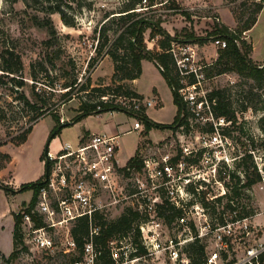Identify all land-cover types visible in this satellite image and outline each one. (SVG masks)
I'll use <instances>...</instances> for the list:
<instances>
[{
    "label": "rangeland",
    "instance_id": "obj_1",
    "mask_svg": "<svg viewBox=\"0 0 264 264\" xmlns=\"http://www.w3.org/2000/svg\"><path fill=\"white\" fill-rule=\"evenodd\" d=\"M125 1L62 0V9L68 20L74 23L68 25L60 13L50 14L47 11V3L44 0H29V3L23 0L16 2L0 0V52L6 47L14 48L24 64L20 78L25 80L20 90H17L18 87L13 90L6 78H0V150L11 155L6 167L0 170V181L12 188L10 194H6L0 188V246L4 251L12 246L14 225L12 216L14 213L20 214L21 210L30 205L33 194L32 190L13 191H17L23 183L40 179L46 173V157L41 156L58 123L53 114H47L48 111L56 108L61 121L70 122L79 112L82 101L127 100L125 88L120 89V93L115 96L113 92L117 84H125L124 82L129 84L131 81L115 83L112 57L106 52L99 55L95 51L98 33L105 22L106 15L111 12H115L113 15H120ZM166 1L154 0L155 4L151 6L149 5L151 0H142V4H138L136 10L150 19L160 18L171 35L187 37L192 33L198 37H207L202 44L172 43V47L175 44V53L178 58L187 55L189 57L184 67L187 71L179 70V73L184 84L183 94L188 98L194 97L189 104L190 110L194 112L190 118V129L187 130L181 126L177 129L151 128L147 131L144 120L125 111H114L113 114L104 111L100 115L90 117V121L94 129L104 120L119 123L120 145L124 154L120 158L121 164L125 162V159L134 156L137 149L144 160L161 161L167 154L172 160L178 157L174 162L181 161L185 169L181 173L174 172L167 186L173 192L170 196L181 191L183 197L187 198V208L182 213L186 216L185 222L195 234L194 231L198 233V228L201 230L200 226L204 223V217L199 208L201 217H196L195 222L199 224V227H196L193 216L197 215L192 205L199 202L212 218L231 216L229 210L225 209L228 201L226 196L228 188L225 182L235 185L237 176L241 179L238 184L246 181L244 162L241 158L245 148H250L253 160L254 155H264V148L261 145L264 132L260 127V118L264 114L262 109L264 80L257 83L254 79L240 76L234 71L216 74L214 69L219 50L223 47L215 42L210 32L217 23L235 27L236 21L232 10L242 0H174L178 7H170V2L163 4ZM31 17H35L34 22L38 23L31 21ZM47 18H51L54 30L51 24L47 23ZM117 18L110 19L106 24L107 28H111L108 33L111 40L120 30V20ZM259 19V24L246 31L245 35L247 42L252 46L250 54L252 59L262 63L264 60V8ZM144 36L147 47L152 51L157 50L159 37L152 38L150 29L146 30ZM183 47H190V49L185 53ZM1 62L3 59L0 57V66ZM33 63L34 68L31 67ZM189 70H195L198 73L195 76L200 79L199 85L188 84L191 79ZM2 72L0 68V75ZM32 73L37 76V80L33 78ZM74 78H76V84L71 89V93L66 97L61 96L68 90V87H64L65 84ZM135 85L137 90L143 93L145 100L155 99L157 102L156 106L148 108L146 112L148 117L153 121L171 123L176 113L173 93L165 76L153 61L142 60V72L135 81ZM214 88L225 90L228 102L235 111L236 122L231 123L223 117L217 119L210 113V105H205L206 103L200 105L202 102H195L200 97L204 98ZM33 89L39 93L40 99L47 103V107L44 108L47 115L44 114L35 121L36 112L22 100L17 99L22 91L33 99ZM98 89H105L109 93L107 96L101 95ZM136 120L141 123L138 129L134 128ZM31 123V129L24 142L15 143L14 141ZM79 129L80 126L76 124L63 127L50 141L48 149H53V140L56 137H59L60 143L61 139L70 141L71 138L76 137ZM229 171L235 172L234 179L230 178ZM187 178H190L189 183H186ZM118 180L120 182L117 191L118 203L116 207L115 205L107 207L105 212L108 217L116 219L128 207H133L140 212L133 226L140 219L150 217L149 210L144 207L145 203L153 205V199L156 196L160 197L159 195L164 192L160 189L163 188L161 184L164 180L151 181L144 169L128 175L121 174ZM234 200L240 204L239 208L245 206L250 212L264 210V191L260 183H254L250 188L242 189L241 195ZM140 204L144 205L143 208H138ZM157 205L158 203H155L151 215H158L160 220H164ZM11 209L13 213L10 212ZM161 212L168 213L162 208ZM263 220L264 217L259 216L254 219V222H264ZM163 227L170 229L169 227L172 228L173 224L168 226L165 223ZM202 240L205 242L206 239L203 237ZM186 244L188 243H185L184 249L188 246ZM71 258L72 256L61 254L53 258H45L37 254L33 261L17 258L12 264H71ZM158 262L156 257L149 258L150 264H158ZM0 264H5L1 254Z\"/></svg>",
    "mask_w": 264,
    "mask_h": 264
},
{
    "label": "built area",
    "instance_id": "obj_2",
    "mask_svg": "<svg viewBox=\"0 0 264 264\" xmlns=\"http://www.w3.org/2000/svg\"><path fill=\"white\" fill-rule=\"evenodd\" d=\"M215 42L222 47L226 45L224 40L216 39ZM174 45L171 52L176 64L180 71H187L184 67L189 57L187 55L178 58ZM188 49L190 47H183V52L186 53ZM189 71L198 74L195 70ZM199 83L200 79L191 85L197 86ZM179 90L183 94V87ZM184 98L188 105L194 99L193 96L188 98L185 95ZM126 99L115 102L132 110H139L141 106L157 105L155 99ZM198 99L196 103L199 102ZM200 102L203 103L202 100ZM140 127V121L136 120L134 128ZM118 137L119 134L93 133L85 143L65 142L59 150L49 149L46 152L45 184L40 188L34 205L21 210V242L17 247L19 259L33 261L37 254L45 258L61 254L72 256L71 264H105L107 257L112 260V264H150L149 258L155 257L159 260L158 264H192L189 255L185 254L184 245L198 240L205 247L202 264H264V222H254L256 217H264V210L246 216H240L234 211L231 216L212 218L196 202L192 205L197 215L193 216L194 225H199L195 222L196 217H201L199 208L202 210L204 223L200 226L201 230L198 228V233L194 231L193 234L191 227L185 222L186 216L182 213L187 208V198L183 197L181 191L170 196L173 192L167 186L174 172L181 173L185 168L181 161L174 162L168 154L161 161L143 159L142 170L144 169L146 176L151 181L164 180L161 184L163 188H160L164 192L153 199V205H138V208L144 206L148 209L150 217L140 219L132 229L115 234L104 243L97 241L96 237L101 235L103 228L95 220V216L102 215L110 219L105 210L111 205L116 207L118 203V176L134 172L130 169L128 173L120 171L126 164L122 165L118 160ZM254 163L264 191V155H254ZM187 176L190 175L187 173ZM186 181L189 183L190 178ZM191 198L196 199L194 196ZM155 203H169L181 211L168 223L165 219L160 220L158 215H151ZM80 218H87L89 221V232L81 250L71 232L72 224ZM165 223L168 226L173 224V227L164 228ZM139 250L144 252L139 253Z\"/></svg>",
    "mask_w": 264,
    "mask_h": 264
},
{
    "label": "trees",
    "instance_id": "obj_3",
    "mask_svg": "<svg viewBox=\"0 0 264 264\" xmlns=\"http://www.w3.org/2000/svg\"><path fill=\"white\" fill-rule=\"evenodd\" d=\"M18 1V0H11ZM29 3V0H23ZM47 4V11L52 13H60L64 22L68 25H73L74 23L71 20H68L64 10L62 9V0H44ZM165 1V0H163ZM170 2V7H178L175 4L174 0H167L163 4ZM142 4V0H126L123 4L120 15H113L115 12H111L106 15L105 22L101 26L98 35V44L95 47V51L99 55L103 52L109 54L114 61V75L113 80L116 83L117 81H133L138 78L142 72V60L149 59L153 61L158 68L161 70L165 76L169 86L171 87L174 103L177 106L176 114L171 123H161L151 120L146 114V107L141 106L139 110H132L124 108L120 103H116L113 99H103L96 100L94 102L82 101L80 103L79 112L71 119L70 122L61 121L60 115L56 108L50 109L47 114H53L57 120L54 132L50 135L49 140L46 144L45 150L42 154V158L46 155V152L49 150L48 145L50 141L61 131L65 126L74 124L80 119L91 115V114H100L104 111H125L135 117L142 119L146 123V130L148 131L151 128H169L177 129L181 126H184L187 130L190 128V118L194 115L189 108L188 101L185 100L184 95L180 92V88L184 87V84L181 81L180 71L176 64V59L171 52L172 43H204L207 40V37L195 36L194 34H189L186 36H178L177 34L171 35L170 32L163 26L162 20L150 19L146 16L141 15V13L136 10L137 5ZM155 4L154 0H151L149 5ZM142 6V5H141ZM264 8V0H242L240 4L232 10L236 26L230 27L223 23H217L215 28L210 32L214 40L220 39L226 42V45L219 50V56L215 62L214 69L216 74H221L224 72L234 71L240 76L248 77L254 79L257 83H260L264 80V60L262 63L255 62L251 57L252 46L246 40L245 32L252 29L256 24L258 17L261 11ZM120 20V30L117 32L115 37L111 40L109 32L111 28H107L106 24L110 19ZM35 17H31V21ZM38 23V22H34ZM47 23L51 24V28L54 30L51 18H47ZM147 29H150L151 37H159L157 40V50L152 51L147 47L145 41V32ZM0 57L3 59L1 62L0 68L3 72L0 75V78H6L10 87L13 90H16V87L21 88L25 84V80L20 78L21 73L24 69V64L22 62L21 56L15 52L14 48L6 47L0 52ZM32 68L35 67L34 63L31 65ZM163 67V69H161ZM33 74V73H32ZM191 79L188 84H194L198 81L195 74L191 72ZM35 80H37L36 75H32ZM6 83V82H5ZM125 84H117L116 90H114V96L120 93V89L125 88V96L129 98H139L143 99V96L135 91L131 83L124 82ZM76 84V78L71 79L68 84H65V88L68 87V90L63 92L61 96L66 97L70 94L71 89ZM53 87V86H52ZM51 87V88H52ZM101 95L107 96V91L100 90ZM17 99L22 100L25 104L29 105L32 110L36 112L34 121L43 116L46 112L44 108L47 107V103L44 100L40 99L39 93L33 89L32 97L30 99L27 94L22 91L18 94ZM199 101L202 100L205 105H210V112L214 117L221 118L223 117L231 123L236 122V114L232 109L228 98L225 94L224 89L214 88L210 90L205 97H200ZM100 106V109H98ZM264 110V106L262 108ZM45 114V115H47ZM33 121V122H34ZM32 122V123H33ZM32 123L24 129L23 134L17 138L14 142L19 144L24 142L27 138V134L31 129ZM260 127L264 132V114L260 118ZM262 147L264 148V137L261 142ZM244 165V171L246 176V181L242 184H238L241 181L240 177L237 176V183L235 185L225 182L228 188L226 196L228 201L226 202L225 209L229 210L231 214L234 211L240 216H246L253 212H250L245 206L239 208L240 204L235 202V197H239L242 193V189L250 188L254 183H259L260 175L256 170L254 160L252 158V152L250 148H245L244 154L241 156ZM11 155L7 152L0 150V170L6 167L7 163L10 161ZM178 157L174 158L177 161ZM143 159L139 155V149L130 157L127 161V164L124 168H121V172L128 173L130 171L140 172L143 168ZM47 170V166H46ZM231 179H234L236 174L235 172L229 171L228 173ZM45 184L44 176L40 179L28 183L21 184L20 188L17 191L13 192H23L32 190L33 194L30 200V205H34L37 200V195L40 188ZM0 188L5 191L6 194H10L12 188L0 181ZM219 200V198H218ZM159 213H162L164 218L168 223L172 222L175 216L180 213V209H176L174 206H171L169 203H164L163 205L158 204ZM162 210H167V214L161 212ZM25 209V208H24ZM139 211L133 207H128L118 218L116 219H107L102 215H96L95 220L102 225V233L100 236L96 237L97 241L105 242L108 238L112 237L115 234L121 232H127L132 229L133 222L139 217ZM15 225L13 232V250L12 252L5 257L4 254L1 256L5 260V264H12L15 259L18 258L19 251L17 250L18 245L21 242L19 224L21 220V213H14ZM71 232L74 239L77 242L79 250H81L85 237L89 232V221L87 218H80L71 227ZM187 254L191 258L192 264H202L205 257V247L202 243L196 240L193 243H190L186 247ZM144 252L139 250V253ZM73 259V258H72ZM105 264H112L110 258L104 260Z\"/></svg>",
    "mask_w": 264,
    "mask_h": 264
},
{
    "label": "crops",
    "instance_id": "obj_4",
    "mask_svg": "<svg viewBox=\"0 0 264 264\" xmlns=\"http://www.w3.org/2000/svg\"><path fill=\"white\" fill-rule=\"evenodd\" d=\"M259 18H260V15H259L258 20H257V22H256V24L254 26H257L259 24V22H260V19ZM254 26H253V28H254ZM136 80H137V78L134 79L131 82V84L133 85V87H134V89H135L136 92H138L139 94L143 95L142 92H140V91L137 90V87L135 85V81ZM151 107H153V106H151ZM148 108H150V107H146V112L148 111ZM175 109H176L175 110V112H176L177 111V106L175 107ZM111 113L113 114L114 112H111ZM100 114H102V113H100ZM93 115H98V114L88 115L85 118H82L79 121H77V122L74 123L76 125H79L80 126V129L77 130L78 133H77L76 137L71 138L70 141H68L69 139L68 140L67 139H65V140L61 139V143H60L59 137H56L53 140L54 147L51 150H53V151L59 150L65 142H71L72 144L85 143L86 141H88V139L91 137V135L93 133H107V134H110V135H117V134H119L118 141H119V145H120V136H121V133H119V130H120L119 123H117V122H110V121L104 120L103 123H98V127L94 129V127L91 125V121H90V117H92ZM123 155L124 154H123V151H122V148H121V145H120L119 152H118V160H119V162L121 161L120 158ZM128 160H129V158L125 159V162L122 165H125L126 164V161H128ZM10 212L13 213L14 211L11 209ZM12 217H13V222H14V225H15L14 216H12ZM14 225H13V231H12V246H11V248L9 250H7V251H4V249H2L1 246H0V252L2 254H5L6 256H8L12 252L13 247H14V244H13Z\"/></svg>",
    "mask_w": 264,
    "mask_h": 264
},
{
    "label": "water",
    "instance_id": "obj_5",
    "mask_svg": "<svg viewBox=\"0 0 264 264\" xmlns=\"http://www.w3.org/2000/svg\"><path fill=\"white\" fill-rule=\"evenodd\" d=\"M17 90H20L19 88H17Z\"/></svg>",
    "mask_w": 264,
    "mask_h": 264
}]
</instances>
